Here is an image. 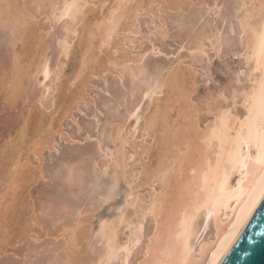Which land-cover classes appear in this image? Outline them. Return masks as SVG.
Segmentation results:
<instances>
[{
  "label": "bare ground",
  "instance_id": "bare-ground-1",
  "mask_svg": "<svg viewBox=\"0 0 264 264\" xmlns=\"http://www.w3.org/2000/svg\"><path fill=\"white\" fill-rule=\"evenodd\" d=\"M202 1L204 2L205 0H202ZM28 2H30V1H28ZM40 2L43 3V0H40ZM47 2H49V0ZM200 2H201V0L199 1V3ZM203 2H201V3L203 4ZM191 3H192V1H191ZM191 3L188 0H112L111 5L108 6V9L106 10V12L102 13L100 11L102 14L97 15V18H98V16H100V19H98V21H97L98 23H96V28H98L100 31V36H99L100 43H99V45L97 44L99 47L98 49L101 52L106 51L105 58L101 57L102 59L98 58L97 60L90 58L91 57L90 53L92 52L93 44H94L93 41H95L94 37H93V30H94L93 27L95 24L93 23V25H91L92 28L89 27L87 30L88 31L87 42L84 43L85 41H83V39L82 40L80 39L83 42L82 44H85V45H84V47L80 46V48L81 49L83 48L84 50L82 49V52L79 55V56H81V60H80L79 65L77 66L78 69L76 68L77 69V71L75 72L76 75L73 78L74 83H76L77 81L84 83V78L86 75V74L84 75V71L87 68H90V66H93V68L95 67L94 69H92L91 72L97 73L99 76V74L103 75V73L105 71L115 70L116 66H118V67L122 66L123 67V65H127L129 63L130 64H141V62H143L145 60V57H146L145 53L146 52L145 53H133L132 51H130L129 47L124 43L125 38H122L124 35L122 37L120 36V33L122 31H127V30H130V32H132V31L133 32H139L140 31L139 23L137 21V16H138L140 9H144L147 13H150V15H155V17L157 15V17H158L161 15L162 11L167 9V8L188 9L189 6L191 5ZM28 4H30V3H28ZM80 4H79V0H73V2H69V1L65 0L60 14L62 15V17L67 16V18H68V16H70L72 18H75V16L79 12V10L82 9ZM157 4H158V6H157ZM212 4H213V2H212ZM90 5H92V4H89L88 7H90ZM22 6H24V5H22ZM38 6H39V4H38ZM238 6H239V4H238ZM43 7H45V6H43ZM48 7H46V8H48ZM96 7L98 8V6H96ZM101 7H100V9H101ZM93 8H94V6H93ZM9 9H10V1L9 0L4 1L2 8L0 9L1 16L4 12H7ZM235 9L237 10V8H235ZM91 10H92V8H91ZM144 10H142V11H144ZM58 11H60V9ZM182 11H180V12H182ZM186 11L187 10H185V12ZM214 12H215V14L219 15V12L216 8H214ZM237 12L238 13L235 15H237L238 18L240 19V21H241L240 24H242V28H243V35L241 37V42H242L244 49H245V50H243V52H244L243 55H245V57H246L245 59H247V61L253 62V71H252L251 76H250L251 77L250 78L251 83L250 84L248 83V85L244 86L241 90L238 89V91H237V89H234V93L232 94L234 98H236L238 96L241 97V105H242L241 107L243 108V110L240 111V110L236 109L235 107H233L234 105L233 106L232 105L230 106L227 104L226 105H220L221 102L220 103L218 102L219 105L217 103L214 104V103L206 102V103H208V106H209V112L213 114V118L208 120V122L206 124L204 123L205 124V126H204L202 123V117H201V113H200L201 109L199 108L200 103L198 105L193 99V93H195V91H196L195 75H197V74H196V71L193 69L192 66H190L188 64L185 65L184 62H178L179 64H177V65L173 64L175 66H171L170 68H168L167 73H165L166 76L162 80H158V78H156V81H154L155 82L154 85L151 86L152 87L151 91H149L148 89H143V87L141 86L142 87V90L140 91V92H142L141 98L139 99L138 102L135 103L132 111L129 112L128 118H130L132 116V114L134 115V113L140 114V112L142 110L141 101H143V99L146 96H149L150 98H148V100L151 99L149 102V105H148L149 109L147 108L148 111L145 114H143L144 115V123H143L144 128H143V131H141V132H143L142 138L139 139L136 136L137 131H138L137 127L130 134V136L133 137V140H129V138L123 137V135H122L123 124L116 123V121H115V123H114L115 125H114V128L112 130L111 136H112V138H113L112 140H114V142L116 140H119L120 143L117 146L115 151H112L111 148L107 147V155L105 153V156H108V155L111 156V157L110 156H108V157L113 159L112 162H114V165H115V167H114L115 169L113 170L114 174L113 175L111 174L112 175V181L108 179L110 177L109 176L107 178V180H109L111 182H109L110 185H109L108 189H105L106 187L103 189V191L106 190L104 193H102L98 190L99 188H102L103 186H101V187H100V185L98 186L97 190L99 192L98 193L99 197H97V195H95V193L93 195L89 196L91 199L90 201L92 203V206H90V207H92L93 210H95V209H98L100 206H103L104 203H107L108 200L112 196H114L115 188L118 185L121 177H124L126 179V181H127V183L125 182L126 184L130 183V180H128V176L132 177V175L128 172V166H129L130 160H132L133 156H135V155L128 150V148L126 146L127 144H129L134 149L135 153H138L141 156V158H142L141 162H143L142 163V165H143L142 169L143 170L141 172H139L140 175H139L137 182L135 184H133L131 182L132 188H135V189L137 188L136 190H138V188L140 189V187H144L145 185H149L151 190H149L148 193L146 191V193L149 194L148 198L146 197L145 194H143V192L142 193L138 192L137 193L138 195H135L136 196L135 199L133 201H130L128 203V205H126V207L125 206L122 207L121 206L122 203H121L120 207H119V216L115 217L116 218L115 220H111V219L110 220L109 219L104 220L103 223L101 224V228H99V225H98V228L100 229V231L98 229L99 232L98 231H95V232H98L96 234L99 235L98 237L100 238L99 241L102 243V248L97 249L95 251L94 256H88L89 261L92 262V264H131L133 258H135V261L133 262V264H218V262L220 261V259L223 256V254L225 253V251L229 247L230 243L232 242V240L234 239V237L236 236V234L238 233V231L240 230V228L242 227V225L244 224V222L248 218L249 214L251 213V211L253 210V208L255 207V205L257 204V202L259 201V199L263 195V193H264V163H261V161L264 160V0H250V3H245L244 8L242 10L240 9ZM163 13H165V12H163ZM235 13H236V11H235ZM139 15H140V13H139ZM185 15H186V13L184 14V16ZM52 16H53V14H52ZM160 17H162V16H160ZM186 17H187V15H186ZM191 17H193V16H191ZM200 17H201V15H200ZM23 18H26V17H23ZM23 18H22V20H23ZM32 18H34V17H32ZM256 18H260V19H259V22L257 21L258 22L257 24H254L253 20H255ZM7 19L9 20V18H7ZM183 19H180V20H183ZM186 19H188V18H186ZM43 20H44V18H43ZM159 20H161V19H159ZM184 20H183V22L181 21V23H184ZM90 21H92V20H90V17H89V22ZM177 21H179V20H177ZM80 23H81V21H80ZM181 23L178 22V24H180V25H181ZM86 24H88V23H86ZM185 24H186V22H185ZM71 25L74 26L73 23ZM79 25H81V24H79ZM188 25H189V23H188ZM37 26H38V24H37ZM153 26H154V24H153ZM28 27H30V26H28ZM84 27H85V25H84ZM155 27L158 28L159 26L157 25ZM38 28L40 29V27H38ZM24 29L27 30V28H24ZM25 30H23V31H25ZM53 30H54V28H53ZM77 30H78V28H77ZM96 30H94V32H96ZM158 30L165 36L168 33L167 29L165 28L164 22H163V25L160 28H158ZM185 30H186V28H185ZM36 31L37 30L34 31V34L36 33ZM75 31L76 30H74L71 33L74 34ZM78 31H77V33H78ZM82 32H83V30H82ZM202 32L204 33L205 31H202ZM25 33H26V31H25ZM28 34H30V33L28 32ZM83 34H85V33L83 32ZM83 34H82V36H83ZM155 34H157V33H155ZM199 34L200 33H198V35ZM202 34L199 36H203ZM18 35H19V33H18ZM82 36H81V38H82ZM84 36H86V35H84ZM168 36H169V34H168ZM212 36H213L211 39V43L213 44L212 46L214 47L215 50L217 49L218 56H219V53H220L221 48H222V43H221V39H220L221 37H220L219 31H216V32L214 31ZM67 37H68V35H67ZM159 37H161V36H159ZM16 38H14L15 41L20 39L18 37V39L16 40ZM29 38L30 37L28 36V39ZM31 38L33 39L34 37H31ZM199 38H201V37H199ZM199 38L197 39V41L199 40ZM210 38L211 37H209V39ZM22 40H23V38H22ZM69 40H71V39L69 38ZM203 42H201L195 50V53H197L198 56L200 54L199 57H201V55L203 56V54H206V50H205L206 45ZM30 43L29 44L23 43V45H30ZM63 43H64V45H63L64 48H62V47L61 48L63 49L62 51H64V55L67 56V59H68V54L71 55V53H69V48H68V47H70V46H68L69 45L68 39H64ZM79 43H80V41H79ZM20 44H22V43H20ZM20 44H18V45H20ZM72 44H73V42H72ZM97 45H95V47ZM240 45H241V43H240ZM133 46L135 49V45H133ZM31 47L32 46L30 45V48ZM71 47H72V49L74 48L73 46H71ZM28 48H29V46H28ZM153 48H151V49H153ZM206 48H208V47H206ZM75 49H76V47H75ZM139 49L140 48H138V50ZM20 50H22V49H20ZM35 50H36V48H35ZM35 50H33V51H35ZM25 51H27V50H25ZM33 51L31 50V54H30L31 56L33 55V53H32ZM113 51H116L117 54L113 53ZM101 52H99V53H101ZM148 52H150V51H148ZM157 52H158V49H157ZM25 53H27V52H25ZM93 53H95V52H93ZM237 53L238 52H236V55H237ZM16 55L13 56L14 61H15ZM24 56H25V54L23 55L22 58H24ZM147 56H148V54H147ZM241 56H242V54H241ZM36 57H38L37 52H36ZM92 57H94V56H92ZM22 58H20V61ZM193 58L196 59V57H193ZM29 60H31V59H29ZM29 60H28V64H30ZM10 61H11V59H10ZM156 61H158V60H156ZM192 61H194V59ZM13 62H10V63H13ZM65 62H66V60H65ZM169 62H171V61H169ZM245 62H246V60H245ZM0 63H3V62H0ZM62 63H64V62H62ZM62 63H61V65H62ZM89 63H93V64L90 65ZM13 64H15V63H13ZM163 64L164 63H162V65ZM61 65L59 67L58 66L57 67L61 68ZM165 65H167V64H165ZM245 65H247V63ZM9 66L11 69L12 66L10 64L8 65V67ZM26 66H24V67L26 68ZM247 67H248V65H247ZM16 68H15V71H16ZM18 70L19 69L17 68V71ZM142 70H143V68H141L139 66L138 67L131 66V71H132L131 73L133 75H135L134 77H136V75H138V74H141L140 72H142ZM4 71H5V66H4ZM57 71H59V70H57ZM244 71L242 70L243 74H244ZM12 72H13V70H12ZM20 72H22V71H20ZM44 72H45L46 77H49V75H50L49 66H46ZM115 72H117V74L120 76V78H123V73L120 70H115ZM242 72H241V74H242ZM0 73H2V71ZM4 73L6 74V72H4ZM23 73L25 76V74L27 72L26 73L22 72V74H20V73H18V74H20L22 76ZM107 73H105V74L107 75ZM18 74L16 73V76ZM62 74H63V72H62ZM113 74H115V73H113ZM241 74H240V76H241ZM2 75H3V73H2ZM2 75H0V77H2ZM12 75H13V73H12ZM7 76H9V75H7ZM87 76L88 75H86V77ZM119 76H117V77H119ZM140 76L142 77V75H140ZM160 76H161V74H160ZM130 77H132V76H130ZM145 77H147V76H145ZM5 78H6V76H5ZM102 78H103V76H102ZM140 78H139V80H140ZM2 79H3V77L1 78V80ZM14 79H15V76H14ZM45 79H47V78H45ZM88 79H86V81ZM236 79H238V78H236ZM4 80H6V79H4ZM9 80H11V78ZM23 80H24V78L22 79V77H19V78L17 77L16 85L21 86V83H23ZM7 81H8V79H7ZM119 81H120V79H119ZM123 81H124V79H123ZM10 82H12V80ZM10 82H9V84H10ZM13 82H14V80H13ZM109 83H111V82H109ZM241 84H243V82ZM10 85H12V84H10ZM10 85H9V87H10ZM116 85H117V83H116ZM85 86H86V84H85ZM85 86L83 87L80 94L77 93V96L74 95L66 103H64V101H63V103H61L59 105V108L57 107L62 112L61 118H63L66 115L72 114L71 113L72 109L74 107H76L77 100L81 97V95H82V97L86 98V96H87L86 93L88 91L85 90ZM108 87H109V85H108ZM46 88H44V89H46ZM138 89H140V87ZM14 91H16V90H14ZM136 92H137V90H136ZM136 92L134 91V94ZM159 92H161L162 94L159 95ZM41 95H43V94H41ZM121 95H119V97ZM221 95L225 96L224 93H222ZM65 96H67V95H65ZM133 97L136 98L135 95H133ZM5 98L7 99V97H5ZM64 98H66V97H64ZM122 98H123V96H122ZM122 98H120V100ZM129 98L127 97V99H129ZM135 98H133V99H135ZM234 98L232 100H234ZM101 99H103V98H101ZM104 99H106V98H104ZM209 99L211 100L212 98H209ZM42 100H43V98H42ZM117 100H119V98ZM105 101H107V100H105ZM84 102H83V104H84ZM102 102H103V104L105 103L103 100H102ZM238 102H240V101H238ZM14 103H13V106L15 105ZM117 103L120 104V102H117ZM121 103L123 104L122 100H121ZM128 103H127V107H128ZM133 104H131V105H133ZM107 105H108V103H107ZM103 107H105V105ZM125 110H123V111H125ZM209 112H207V113H209ZM118 113H119V111H118ZM124 113L125 112L121 113V115L123 114V116H124ZM116 114H117V112H116ZM29 115H30V113H29ZM140 117L141 116H138V120H137L138 124L141 121L140 119L143 118V117L142 118H140ZM28 119H30V118H28ZM96 119H98V118H96ZM38 121H40V120H38ZM60 121L61 120H59V122ZM28 122H29L28 120L27 121L25 120V123L21 127L19 132L17 131L18 132L17 135H19L18 137L20 140L23 141V143L25 142V139L28 140L26 138V134L28 133V132L26 133V131H28L27 129H29V127L31 129V126L28 127V125H27ZM59 122L57 120V123H58L57 125H59ZM93 122H91V123H93ZM126 122H128V121H126ZM39 124H40L39 127L36 125L38 127L37 129H39L41 127L42 123L40 122ZM51 125H52V123L48 124L49 127H51ZM95 125H90V126L92 127ZM32 126H35V123ZM45 127H43V128H45ZM49 127H47L48 130L46 129V132H49V135L51 136V138H53L52 137L53 131H52V133H50ZM59 127H60L59 130H60V133L62 134V136L65 135L63 132V129H64L63 126L59 125ZM100 127H101V123H100ZM31 130L33 131L34 129H31ZM32 131H31V134L35 132V130L33 132ZM94 132H96V131H94ZM38 133H41V132H37V134ZM57 134H59V133L57 132ZM33 135L38 136V137L34 136L35 138H38V139H34V140H32V142L29 141L30 144L28 143V147L30 145L37 146L38 152H36V153H38V154L40 153V155H42V150L46 146H49L51 144V142L49 140L50 136L43 135L42 133L38 134V135H36L34 133ZM91 135H92V133H91ZM27 136L29 137V134ZM87 136H89V135H87ZM128 136H129V134H128ZM89 137H91V136H89ZM148 137H150L152 139L151 143H149L147 141ZM68 138H70V137H68ZM103 138H104V136H103ZM90 139H92V137ZM13 140L14 141H12V142H15L17 139L15 140L13 137ZM72 140H69V141H72ZM22 141H19V142L22 143ZM16 142H18V141H16ZM111 143H112V141H111ZM19 144L16 146H19ZM22 144H21V146H22ZM22 147L25 148L24 146H22ZM22 147L21 148L17 147L19 149V151H17V155L15 154L16 157L10 158L11 160H13L11 167H9V165L6 164V166L8 168L6 170V175H4L5 180L2 179L3 182L2 183L0 182L1 184H3L6 187V192H7V190L10 191V192L8 191L7 194H10L12 192L11 196L13 199L16 198V194H15L16 187L15 186L20 187V186H22V183L24 184V182L28 181L29 179H32L31 181H33V178L25 177L26 174L24 175V173H25L24 170L26 168H28V166L23 170V167L26 166L27 161L24 164L22 163L23 160H21V156L25 152V149H23ZM45 149H47V148H45ZM33 150H36V148L35 149L33 148ZM98 150H99V148H98ZM14 152L16 153V151H14ZM101 152H102V150H101ZM1 153L3 154V152H1ZM38 154H36V155H38ZM88 155L89 154H87L84 157H88ZM90 155H93V154H90ZM9 157H12L11 154ZM108 157L105 159L103 157V159L101 161L97 162V167L95 166L98 170L105 171L104 172L105 174L108 172L109 167H110V164H109L110 162H109ZM145 157L148 158L147 161L145 160ZM93 158H95V157H93ZM7 161H9V160H7ZM67 161H69V160H67ZM86 161H88V160H86ZM95 161H94V163H96ZM63 162L65 164V161H63ZM80 162H82V161H80ZM89 162H90V160L88 161V163ZM3 163H6V162H3ZM43 163H44V161H43ZM27 164H29V163H27ZM39 164H40V167H38V166L33 167V168H37V167L39 168V169L37 168L36 170H33V172L37 171L38 172L37 174H39V172L40 173L42 172V170H41L42 167H41L40 161H39ZM76 164H78V163H76ZM136 164H137V162H136ZM3 165L4 164H2V167L4 168L5 165L4 166ZM71 165H70V169L67 170L68 175L67 176L64 175V176H66L64 179L67 178V180H68V177H71V179H72L74 171H73V169H71V167H72ZM73 165H75V164H73ZM94 165H93V167H94ZM112 166H113V164H112ZM91 169L93 170V168H91ZM0 170H1V167H0ZM28 170H29V168H28ZM57 170H58V168H57ZM1 172H2V170H1ZM101 173L99 174V171H98L99 175H101ZM128 173H129V175H128ZM136 173H137V170H136ZM23 175H24V177H23ZM58 175H59V173H58ZM94 175L96 178V174H94ZM106 175H108V174H106ZM39 176H41V175H39ZM64 176L62 175L61 179H63L62 177H64ZM80 176H82V175H80ZM90 177L91 176H89L88 178H90ZM37 178H38V176H37ZM95 178L93 177V179H95ZM56 179H58V178H56ZM131 179H133V178H131ZM97 180L98 179H96V181ZM107 180H106V182H107ZM71 182H72V180H71ZM92 182H95V181L93 180ZM102 182H103V180H102ZM102 182H99L97 184H100ZM155 182L159 183V188L156 187ZM67 183L69 184V180ZM73 183H72V185H73ZM88 183H91V181H89ZM84 186L88 187L89 185L87 186V184H86ZM84 186L82 188H84ZM31 187H32V184H31ZM70 187H71V185H70ZM68 188H69V185H68ZM70 189L73 190V186ZM78 189L81 192L80 188H78ZM88 189L92 190L91 184H90V187ZM95 189L93 188L92 192H94ZM72 190H70L72 197L75 198V195L73 196V194H75V193H73ZM2 191H4V190H2ZM86 191H89V190L86 189ZM86 191H84V192H86ZM80 192H78V195ZM84 192H82L81 194H83L84 198H85L86 196H85ZM129 192H130V190H129ZM53 193H55V192H53ZM53 195H56V194H53ZM57 196H60V195L58 194ZM76 196H77V194H76ZM126 196H128V194H126ZM126 196H125V198H126ZM130 196H132V195H130ZM54 198H56V197H54ZM53 200L56 201V199H53ZM53 200H52V203H53ZM86 201L88 204L89 200H86ZM81 202H84V200H82ZM16 204H19V203L16 202ZM36 204H37V202H36ZM79 205H81V204H79ZM82 205H83V203H82ZM89 205H91V204H88L87 207ZM1 206H3V205H1ZM73 206H71V207H73ZM51 207H52V204H51ZM56 207H57V205H56ZM81 207L82 206H80V208H78V204H77L76 208H78V209H76V210H78V211L73 210V212H72V213H74L76 211V213L74 215L77 214V216L73 215V217H75L76 219L74 220V224L71 225L70 228L68 229L71 231V234H70L71 235V238H70L71 239V243H70L71 245L68 247L69 251L66 252V257L64 258L65 260L63 261L64 262L63 264H79L82 260L86 261V259H85L86 257L84 258V253L86 250H84L85 248L83 246H84L85 242H88V244L90 242L92 243V232H91L92 226H91V223H89L90 221L87 222L86 220H84L82 218V215L84 212L81 211ZM83 207L85 208L86 206H83ZM0 208H2V210L1 209L0 210L4 212L3 207H0ZM20 208H22V207H20ZM29 208H31V207H29ZM54 208H55V206H54ZM92 208H90V209H92ZM130 208H131V210H130ZM11 209H12V207H11ZM25 209H28V208L25 207ZM73 209H74V207H73ZM21 210H23V208ZM56 210H58V208ZM17 211H19V210L17 209ZM70 211H71V208H70ZM3 212H1V214H4L3 217L5 218L7 216V215L5 216V214H7L9 212H6V213L5 212L3 213ZM26 212H27V210H26ZM89 212H90V210H89ZM17 213L19 214V212H17ZM65 213L66 212H64V214ZM130 215H132V216H130ZM58 216H59V218H61L60 215H58ZM150 216L153 218V225L150 229H147L146 224H147L148 218ZM18 218H19V216H18ZM11 219H12V216H11ZM2 221L3 220L1 219V222H0L1 224H2ZM4 221H5V219H4ZM12 221H13V219H12ZM26 221L27 222H25V224H24L25 227H24V225H22V226L18 225L21 228L23 227L22 229H20L21 230L20 235L22 236V239H16L15 241L13 240V243L16 242L14 244H17L21 241L24 242V240H26L25 237H26L27 233L29 234L31 232V230H32L31 228L34 226L33 224H38V226H39V223H40L39 219L37 218V216L33 210H31V214L29 212V217L27 218ZM28 222H30V223H28ZM1 224H0V226H1ZM22 224H23V221H22ZM127 225L128 226L133 225V227H132L133 230L131 232V236L129 238V241L127 244L117 245L116 238L119 236L118 235L119 230L122 226H125V229H126ZM6 226L7 225H5V228H7ZM9 227L12 228L11 225H9ZM10 228L6 229L7 231H5V229H4L5 235L0 238V256L6 252L3 249L2 244H4V242H6V241L9 242L8 236L10 235L11 232L14 231V230L10 231ZM13 229H15V228H13ZM62 229H63V227H62ZM65 230H66V228H65ZM8 231H10L9 234H7ZM61 232H64V230ZM13 235L14 234L12 233L10 236H13ZM61 236H59V237H61ZM95 236L96 235H94V237ZM20 237H18V238H20ZM31 237L33 239L35 238L36 239L35 241L40 239L37 235H32ZM98 237H96V238H98ZM11 243H12V241H11ZM14 244H13V246H14ZM21 244H22V242H21ZM10 246H12V245H10ZM11 248H13V247H11ZM86 248H88V247H86ZM49 249L51 250V248H49ZM58 251H59V249H58ZM88 257H87V259H88ZM16 258H18V257H16ZM39 259H40V255H39ZM48 259H49V261H52L54 259H56L58 262L60 261V257H58L56 255L49 257ZM87 263H88V261H87ZM41 264H43V263H41ZM81 264H83V263H81ZM84 264H85V262H84Z\"/></svg>",
  "mask_w": 264,
  "mask_h": 264
},
{
  "label": "rangeland",
  "instance_id": "rangeland-1",
  "mask_svg": "<svg viewBox=\"0 0 264 264\" xmlns=\"http://www.w3.org/2000/svg\"><path fill=\"white\" fill-rule=\"evenodd\" d=\"M4 1H7V0H0V9L2 8ZM9 1H10V9L7 11L8 13L4 12L2 14V16L0 14V59H1L0 62H3V63H0V72L2 71V73H3V75H2V73H0V75H2V77H3L2 80H1L2 77H0V81H1L0 83L2 84V85L0 84V87H1L0 88V94H1L0 95V167L2 170V172L0 170V176H1L0 182L2 183L3 180H5L4 175H6V170L8 168L6 166V164L9 165V167H11L13 160H11L10 158H15L17 155V151H19V149L17 147L21 148L22 146L25 147V148L22 147L23 149H25L24 154L22 153L23 155L21 156V160L24 161V162L22 161V163L24 164V163H26V161H27V163H29V164L26 163V166L23 167V170L27 166L29 168V170H28V168H26L24 170V172H25L24 175L26 174L25 177L33 178V181H31L32 179L28 178L29 180L24 182V184L22 183V186H20V187L15 186L16 187V190H15L16 191L15 192L16 198L15 199H13L11 196L12 192L10 194H7V192L9 190H7V192H6V187L0 183V194H1L0 195V200H1L0 201V207H3V210L5 213L9 212V213L5 214V216L7 215L8 217L6 216L4 218L3 217L4 214H1V212H3V211H1L2 208H0L1 209L0 214L2 215V216L0 215V222H1V219L3 220L2 224L0 223L1 224V226H0V238L5 235L4 229H5V231H7L6 229L10 228L9 225H11V227H12V228H10V231L16 230L15 231L16 233L14 231L10 233V235L13 233L14 234L13 236H10V235L8 236L9 242L6 241V242H4V244H2L3 249L6 252L0 256V264H41V263H43V264L44 263L45 264H63L64 263L63 261L65 260L64 258L66 257V252L69 251L68 247L71 245L70 244L71 243V239H70L71 238V235H70L71 231L68 229L70 228L71 225L74 224V220L76 218L73 217V215L76 213V211H78L76 209L80 208V206H82L81 211L84 212L82 215V218L84 220H86L87 222L90 221L89 223H91V226H92L91 227L92 243L90 242L89 243L90 245L88 244V242L84 243L83 247L85 248L84 250H86L85 251L86 254L84 253V258L86 257L85 258L86 261L82 260L79 264H81V263L84 264V262H85V264H92V262L89 261L88 256H94L95 251L97 249L102 248V243L99 241L100 238L98 237L99 235L96 233H98L100 231L99 228H101V224L103 223V221L108 220V219L109 220L110 219L115 220L116 219L115 217L119 216V207H120L121 203H122L121 204L122 207H124V206L126 207V205H128V203L130 201H133L135 199V197H136L135 195H138L137 194L138 192H140V193L143 192V194H145L146 197L148 198L149 194H147V193L149 192V190H151L149 185H145L144 187H140V189L138 188V190H136L137 188L136 189L132 188L131 182L133 184H135L137 182L139 175H140L139 172H141L143 170L142 169L143 168V165H142L143 162H141L142 161L141 156L138 153H135L134 149L129 144H127L126 146H127L128 150L135 155V156H133L132 160H130L129 166H128V172L132 175V177L128 176V180H130V183L126 184L127 183L126 179L124 177H121L118 185L115 188L114 196H112L108 200L107 203H104L103 206H100L98 209H95L96 211L93 210L92 207H90V206H92V203L90 201L91 199L89 196H91L95 193V195H97V197H99L98 190L100 192L104 193L106 190L103 191V189L105 187H106L105 189H108L109 185H110L109 182L112 181V175L114 174L113 170L115 169L114 168L115 165H114V162H112L113 159L110 158L111 156L110 155H108L110 157L105 156V153L107 155V147L111 148L112 151H115L117 146L120 143L119 140H116L117 142L116 141L114 142V140H112L113 138L111 136L112 130H113L114 125H115L114 124L115 121H116V123L123 124V131H122L123 137L129 138V140H133V137H131L130 134L137 127L138 131H137L136 136L139 139H141L142 133H143L141 131H143V128H144V124H143L144 123V115L143 114H145L149 109L148 105H149V102L151 99L148 100V98H150V97L146 96L143 99V101H141L142 110H141L140 114L134 113V115L132 114V116L130 118H128L129 112L132 111L135 103L138 102L139 99L141 98L142 92H140V91L142 90V87H143V89H148L149 91H151L152 90L151 86L154 85V83H155L154 81H156V78H158V80H162L166 76L165 73H167L168 68H170L171 66H175V65L179 64L178 62H184L185 65L188 64V65L192 66L193 69L196 71V74H197V75H195L196 91H195V93H193V99L198 105L200 103L199 108L201 109L200 113H201V117H202V123L204 126L208 122V120L213 118V114L209 112V106H208V103H206V102H210V103H214V104L217 103L218 105L221 102L220 105H226V104L230 105V106L234 105L233 107H235L236 109H238L240 111L243 110V108L241 107L242 106L241 105V97L238 96V97L234 98L232 94L234 93V89H237V91H238V89L241 90L244 86H247L248 83L249 84L251 83V80H250L251 77L250 76H251V73L253 71V62L247 61V59H245L246 58L245 55H243V53H244L243 50H245L244 46L241 42V37L243 35V28H242V24H240V22H241L240 19L235 14L238 13L237 11H239L240 9L242 10L244 8L245 3H250V0H242L243 2L241 0H205L204 2L201 0V2H203V4L201 2L199 3L200 0H188L190 3L192 1V3H191L192 6L191 5L189 6V8H188L189 10L188 9L167 8V9L162 11V13L160 15L162 17H160V16L157 17V15L155 17V15H150V13H147L144 9H140L139 10L140 15L138 13V16H137V21L139 23L140 31L139 32H133V31L130 32V30L122 31L120 33V36L122 37L124 35L122 37V38H125L124 43L129 47L130 51H132L133 53H145L146 52L145 53L146 54L145 60L143 62H141V64H130L129 63L127 65H123V67L122 66H119V67L116 66V68L114 67L115 70H120L123 73V78H120V76L117 74V72H115V70L105 71L103 73V75L99 74V76H98L97 73L91 72L92 69H94L95 67L93 68V66H90L93 63H89L90 68H87L84 71V75L85 74L88 75L87 77L85 75L84 83L79 82V81L74 83V79H73L74 76L76 75L75 72L78 69L77 66L79 65L80 60H81V56H79V55L81 54L83 48L81 49L80 46L84 47V45H85V44H82L83 42L81 40L83 39V41H85L84 43L87 42V38H88V31L87 30L89 27L92 28L91 25H93V23H94L95 25L93 28H94V30H96V29L97 30H96V32H94V30H93V37H94L95 41H93L94 44H93L92 52L90 53V56H91L90 58H93L94 60H97L98 58L102 59L101 57L105 58L106 51L101 52L98 49L99 48L98 45L100 43V38H99L100 31L98 28H96V23H98L97 21H98V19H100V16H98V18H97V15H101L102 13L106 12V10L108 9V6L111 5L112 0H79V4L81 3L80 6L82 9L79 10V12L75 16V18H72L70 16H68V18H67V16L62 17V15L60 14L65 0H49V2H47L48 0H43V3H41L40 0H9ZM28 1H30V2H28ZM67 1L73 2V0H67ZM212 2H213V4H212ZM28 3H30V4H28ZM38 4H39V6H38ZM89 4H92V5L94 4L93 5L94 8L92 5H90L92 10L90 7H88ZM238 4H239V6H238ZM22 5H24V6H22ZM43 6H45V7H43ZM96 6H98V8ZM157 6H158V4H157ZM46 7H48V8H46ZM100 7H101V9H100ZM214 8H216L218 10L219 15L215 14ZM235 8H237V10ZM59 9H60V11H58ZM142 10H144V11H142ZM185 10H187V11L185 12ZM180 11H182V12H180ZM235 11H236V13H235ZM163 12H165V13H163ZM185 13H186L187 17H186V15L184 16ZM52 14H53V16H52ZM200 15H201V17H200ZM88 16L90 17V20H92L93 22L92 21L89 22ZM191 16H193V17H191ZM23 17H26V18H23ZM32 17H34V18H32ZM185 17L188 19H186ZM7 18H9V20ZM22 18H23V20H22ZM43 18H44V20H43ZM159 19H161L162 21L164 20L163 22H164L165 28L168 31L166 36L163 35L158 30V28H160L163 25V22ZM180 19H183L184 23H181V21L183 22V20H180ZM259 19L260 18H256L255 20H253V23L257 24L259 22ZM177 20H179V21H177ZM80 21H81V23H80ZM178 22L181 23V25L178 24ZM185 22H186V24H185ZM72 23L74 24V26L71 25ZM86 23H88V24H86ZM188 23H189V25H188ZM37 24H38V26H37ZM79 24H81V25H79ZM153 24H154V26H153ZM84 25L86 28L84 27ZM157 25L159 26L158 28L155 27ZM28 26H30V27H28ZM38 27H40V29ZM24 28H27V30H25ZM53 28H54V30H53ZM77 28L79 31L77 30ZM185 28H186V30H185ZM73 29L76 30L74 34L71 33L74 31ZM23 30H25L26 33ZM35 30H37V31L34 34ZM82 30L85 34H83ZM77 31H78V33H77ZM202 31H205V32L203 33ZM214 31L215 32L219 31L220 37H221L220 39H221V43H222V48H221V51L219 53V56H218L217 49L215 50L214 47L212 46L213 44L211 43V39L213 37L212 35H213ZM28 32L30 34H28ZM18 33H19V35H18ZM155 33H157V34H155ZM198 33H200L199 35H201L203 33L202 34L203 36H199ZM82 34H83V36H82ZM168 34H169V36H168ZM67 35H68V37H67ZM80 35L82 36V38ZM84 35H86V36H84ZM158 35L161 37L163 36V37L161 38ZM17 36L20 39H18ZM28 36L30 37L29 39H28ZM31 37H34V38L32 39ZM199 37H201V38H199ZM209 37H211V38L209 39ZM14 38H16V40L17 39L18 40L15 41ZM22 38H23V40H22ZM63 38L68 39V41H69L68 46H70V47H68V48H69V53H71V55L68 54V59H67V56L64 55V51H62L63 50L62 48H64L63 47V45H64V43H63L64 39ZM69 38L71 40L72 39L73 40L71 41V40H69ZM198 38H199V40L197 41ZM79 41H80V43H79ZM200 41L206 45L205 46L206 54H203V56L201 55V57H199L200 54L198 56V54L195 53L197 46L201 43ZM19 42L22 44H20ZM28 42L29 43L31 42L30 43V45L32 46L31 48H30V45H23V43L29 44ZM72 42H73V44H72ZM240 43H241V45H240ZM18 44H20V45H18ZM95 45H97V46L95 47ZM133 45H135V49H134ZM28 46H29V48H28ZM71 46H73L74 48L72 49ZM75 47H76V49H75ZM206 47H208V48H206ZM35 48H36V50H35ZM138 48H140V49L138 50ZM151 48H153V49H151ZM20 49H22V50H20ZM157 49H158L159 53L157 52ZM25 50H27V51H25ZM31 50L32 51L35 50L37 52L38 57H36L35 51L32 52L33 55L31 56L30 55ZM148 51H150V52H148ZM25 52H27V53H25ZM93 52H95V53H93ZM99 52H101V53H99ZM236 52H238L239 54L237 53V55H236ZM113 53L117 54L116 51H113ZM24 54L26 57L24 56V58H22ZM147 54H148V56H147ZM241 54H242V56H241ZM15 55H16V58L14 61L13 56H15ZM92 56H94V57H92ZM193 57H196V59ZM20 58H22L21 61H20ZM10 59H11V61H10ZM29 59H31V60H29ZM193 59L195 62L192 61ZM244 59L246 60V62ZM28 60H29L30 64H28ZM65 60H66V62H65ZM156 60H158V61H156ZM168 60L171 62H169ZM10 62H13L15 64L10 63ZM62 62H64V63H62ZM61 63H62V65H61ZM162 63H164V64L162 65ZM246 63L248 65V67H247V65H245ZM9 64L12 66L11 69L13 68L12 69L13 72L10 69V66L8 67ZM165 64H167V65H165ZM173 64H175V65H173ZM3 65L5 66V71H4ZM60 65H61V68H58ZM24 66H26V68ZM46 66H49V68H50L49 77H46L45 72H44ZM131 66H135V67L139 66V67L143 68L142 72H140L141 74H138V75H136V77H134L135 75H133L131 73L132 72ZM16 67L19 69L18 71H17ZM15 68H16V71H15ZM57 70H59V71H57ZM60 70L63 72V74ZM242 70L243 71L245 70L244 74H243ZM3 71L6 72V74ZM20 71L25 72V73L27 72V73L25 74V76H24V73L21 76L20 74H22V72H20ZM107 72L108 73L110 72V73L108 74ZM241 72H242V74H241ZM12 73H13V75H12ZM16 73L17 74L20 73V74H18L16 76ZM105 73H107V75ZM113 73H115V74H113ZM160 74H161V76H160ZM240 74L242 77L240 76ZM7 75H9V76H7ZM140 75H142V77ZM5 76H6V78H5ZM14 76H15V79H14ZM102 76L104 79L102 78ZM117 76H119V77H117ZM130 76H132V77H130ZM145 76H147V77H145ZM9 77L11 78L12 82H10L11 80H9L10 79ZM17 77L18 78L22 77V79L24 78L23 83H21V86L16 85ZM45 78H47V79H45ZM139 78H140V80H139ZM236 78H238V79H236ZM4 79H6V80H4ZM7 79H8V81H7ZM86 79H88V80L86 81ZM119 79H120V81H119ZM123 79H124V81H123ZM13 80H14V82H13ZM9 82L12 85H10ZM109 82H111V83H109ZM242 82H243V84H241ZM116 83H117V85H116ZM85 84H86V86H85ZM9 85H10V87H9ZM108 85H109V87H108ZM84 86H85V90H87L89 92L88 93L86 91L87 92L86 98L82 97V95H81V97L77 100V105H76L77 108L74 107L72 109V112H71L72 114L66 115L63 118H61L62 112H61V110L58 109L59 105L61 103H63V101H64V103H66L74 95L77 96V93L80 94V92L82 91ZM139 87H140V89H138ZM44 88H46V89H44ZM14 90H16V91H14ZM136 90H137V92H136ZM134 91L136 92L135 94H134ZM222 93H224L225 96L221 95ZM41 94H43V95H41ZM161 94L162 93L159 92V95H161ZM65 95H67V96H65ZM119 95H121V96L119 97ZM133 95H135L136 98L133 97ZM122 96H123V98H122ZM5 97H7V99ZM64 97H66V98H64ZM127 97L128 98L130 97L129 99L131 101L129 99H127ZM42 98H43V100H42ZM101 98H103V99H101ZM104 98H106V99H104ZM118 98H119V100H117ZM120 98H122L121 100H122L123 104L121 103ZM133 98H135V99H133ZM209 98H212L211 99L212 101ZM233 98H234V100H232ZM102 100L105 102L104 104H103ZM105 100H107V101H105ZM116 101L120 102V104L117 103ZM238 101H240V102H238ZM83 102H84V104H83ZM13 103L15 104L14 106H13ZM107 103H108V105H107ZM127 103H128V107H127ZM131 104H133V105H131ZM104 105L106 108L103 107ZM123 110H125V111H123ZM118 111H119V113H118ZM122 111L125 112L124 116H123V114L121 115V113H123ZM116 112H117V114H116ZM207 112H209V113H207ZM29 113H30V115H29ZM138 116H141L140 118L143 117L142 119H140L141 121L139 124L137 123ZM28 118H30V119H28ZM96 118H98V119H96ZM25 120L29 121L27 125H28V127L31 126V129L35 130L34 133L36 135L42 133L43 135L50 136L49 132H46V129H47V127H49L48 124L52 123L51 127H49V128H50V133H52V131H53V135L51 134L53 138H51V136H50L49 140H50L51 144L49 146L45 147L47 149L44 148L45 150L44 149L42 150V155H40V153L39 154L36 153V152H38L37 146L30 145L28 147V143L30 144V142H32V140L38 139V138H35L38 136L33 135L34 133L31 134L32 130L30 129V127H29V129H27L28 131H26V133L28 132L26 134V138L28 140L25 139L24 143L22 140L19 139V137H18L19 135H17V133L19 132L21 127L24 125ZM38 120H40V121H38ZM57 120H58V122H59V120H61L59 122V125H62L64 128V129L62 128L63 132L65 134L63 136L60 133V130H59L60 127H59V125H57L58 124ZM126 121H128V122H126ZM40 122L42 123L41 127L39 129H37L40 126V124H39ZM91 122H93L94 124ZM34 123H35V126L37 125L38 127L32 126V125H34ZM100 123H101V127H100ZM90 125H95V126H92L93 127L92 128ZM43 127H45V128H43ZM94 131H96L97 133L99 131L100 132L97 134ZM37 132H41V133L37 134ZM57 132L59 134H57ZM91 133H92V135H91ZM28 134H29V137L27 136ZM128 134H129V136H128ZM87 135L91 136L92 139H90L91 137H89ZM103 136H104V138H103ZM13 137L15 140L17 139L16 141H18V142L15 141L17 144L15 142H12V141H14ZM68 137H70L71 139ZM69 140H72V141H69ZM151 140L152 139L150 137L147 138V141L149 143L152 142ZM19 141H22V143L24 145L22 143H20ZM111 141H112V143H111ZM18 144H19V146H16ZM21 144H22V146H21ZM33 148L34 149L36 148V150H33ZM98 148H99V150H98ZM10 149L11 150L13 149V150L11 151ZM101 150H102V152H101ZM14 151H16V153ZM1 152H3V154ZM10 154L12 157H9ZM36 154H38V155H36ZM87 154H89V155L93 154V155H90V156L88 155V157H84ZM93 157H95V158H93ZM103 157H104V159L108 157L109 162H110L109 163L110 164L109 170L106 173L108 175H106L104 173L105 171H101V170H98L96 168L97 162L101 161L103 159ZM7 160H9V161H7ZM67 160H69V161H67ZM86 160H88V161L90 160V162L88 163V161H86ZM145 160L147 161L148 158L145 157ZM39 161L41 162L42 172L41 173L39 172V174H37L38 172L35 171L36 172L35 173V172H33V170H36L38 167H40ZM43 161H44V163H43ZM63 161H65V164ZM80 161H82V162H80ZM94 161L96 163H94ZM3 162H6V163H3ZM136 162H137V164H136ZM76 163H78V164H76ZM2 164H4L6 167L3 165L4 166V168H3ZM73 164H75V165H73ZM112 164H113V166H112ZM70 165L72 166L71 169H73L74 174L72 176V179H71V177H68V180H69V184H68L67 178L66 179H64V178L68 175L67 170L70 169ZM93 165H94V167H93ZM36 166H38V167L33 168ZM57 168H58V170H57ZM91 168H93V170ZM136 170H137V173H136ZM98 171H99V174L102 172L101 175L98 174ZM58 173H59V175H58ZM129 173H128V175H129ZM61 174L63 176L64 175H66V176L62 177L63 179H61V176H62ZM94 174H96V178H95ZM24 175H23V177H24ZM39 175H41V176H39ZM80 175H82V176H80ZM37 176H38V178H37ZM89 176H91V177L88 178ZM93 177L95 179H93ZM56 178H58V179H56ZM107 178L111 181L107 180ZM131 178H133L134 180ZM70 179L72 180V182ZM96 179H98L97 180L98 182L96 181ZM93 180L96 183L92 182ZM102 180H103V182H102ZM106 180H107V182H106ZM87 181L88 182L91 181V183H88ZM99 182H102V183L97 184ZM72 183H73V185H72ZM85 183L87 184V186L88 185L89 186L88 187L84 186V185H86ZM31 184H32V187H31ZM90 184H91L92 190H90L91 188L88 189L90 187ZM68 185H69V188H68ZM70 185H71V187H70ZM99 185H100V187L101 186H103V187L99 188L97 190ZM72 186H73V190L70 189V188H72ZM83 186H84V188H82ZM156 187L159 188L158 182L156 183ZM27 188L28 189L30 188V189L28 190ZM78 188H80L81 192L79 191ZM93 188L94 189L96 188L94 190V192H92ZM86 189L89 191H86ZM2 190H4V191H2ZM70 190H72L73 193H75V194H73V196L75 195V198L72 197ZM129 190H130V192H129ZM84 191H86V192H84ZM146 191H147V193H146ZM53 192H55V193H53ZM78 192H80L79 195H78ZM82 192L85 193L86 199L84 198V195L81 194ZM53 194H56V195H53ZM58 194L60 196H57ZM76 194H77V196H76ZM126 194H128V196H126ZM129 194L132 196H130ZM125 196H126V198H125ZM54 197H56V198H54ZM53 199H56V201ZM52 200H53V203H52ZM82 200H84V202H81ZM86 200H89L88 204H91L88 207H87L88 204H87ZM16 202L19 204H16ZM36 202H37V204H36ZM82 203H83V205H82ZM51 204H52V207H51ZM77 204H78V208H76ZM79 204H81V205H79ZM1 205H3V206H1ZM56 205H57V207H56ZM54 206H55V208H54ZM71 206H73L74 209ZM83 206H86V207L84 208ZM11 207H12V209H11ZM20 207H22L23 210H21L22 208H20ZM25 207L28 208L29 210L25 209ZM29 207H31V208H29ZM57 208H58V210H56ZM70 208H71V211H70ZM90 208H92V209H90ZM17 209L19 211H17ZM88 209L90 210V212ZM26 210H27V212H26ZM31 210H33L35 212L37 218L39 219V222H40L39 226H38V224H33L34 226L33 225H32L33 227L31 226L32 227L31 232L29 234L27 233V235L25 237L26 240H24L25 239L24 238L23 239L24 242L21 241L22 244H21V242L14 244L16 242L13 243V240L15 241L16 239H22V236L20 235V233H21L20 229H22L23 227L21 228L19 226H22L25 224V222H27L26 220L29 217V212L31 214ZM73 210H76V211L74 213H72ZM130 210H131V208H130ZM17 212H19V214ZM64 212H66L65 213L66 215L64 214ZM58 215H60L61 218H59ZM11 216H12L13 221L11 219ZM18 216H19V218H18ZM74 216H77V214ZM130 216H132V215H130ZM4 219H5V221H4ZM22 221H23V224H22ZM28 223H30V222H28ZM5 225H7L6 226L7 228H5ZM98 225H99V228H98ZM152 225H153V218L150 216L148 218V221L146 224L147 229H150L152 227ZM24 227H25V225H24ZM62 227H63V229H62ZM64 227L66 228L67 231L65 230ZM132 227H133V225H131V226L127 225L126 229H125V226H122L120 228L119 233H118L119 236L116 238L117 245L128 243L129 238L131 236V232L133 230ZM13 228H15V229H13ZM98 229H99V231H98ZM63 230H64V232H61ZM10 231H8L7 234H9ZM95 231H98V232H95ZM32 235H37L40 239L35 241L36 239L35 238L33 239L31 237ZM94 235H96V236L94 237ZM59 236H61V237H59ZM18 237H20V238H18ZM96 237H98V238H96ZM11 241H12V243H11ZM13 244H14V246H13ZM10 245H12V246H10ZM11 247H13V248H11ZM86 247H88V248H86ZM49 248H51V250ZM58 249H59V251H58ZM39 255H40V259H39ZM55 255L60 257V261L58 262L56 259L49 261L48 258L55 256ZM16 257H18V258H16ZM87 257H88V259H87ZM87 261H88V263H87ZM134 261H135V258L132 259L131 264H133Z\"/></svg>",
  "mask_w": 264,
  "mask_h": 264
},
{
  "label": "water",
  "instance_id": "water-1",
  "mask_svg": "<svg viewBox=\"0 0 264 264\" xmlns=\"http://www.w3.org/2000/svg\"><path fill=\"white\" fill-rule=\"evenodd\" d=\"M218 264H264V193Z\"/></svg>",
  "mask_w": 264,
  "mask_h": 264
},
{
  "label": "snow or ice",
  "instance_id": "snow-or-ice-1",
  "mask_svg": "<svg viewBox=\"0 0 264 264\" xmlns=\"http://www.w3.org/2000/svg\"><path fill=\"white\" fill-rule=\"evenodd\" d=\"M261 163H264V160H262Z\"/></svg>",
  "mask_w": 264,
  "mask_h": 264
}]
</instances>
